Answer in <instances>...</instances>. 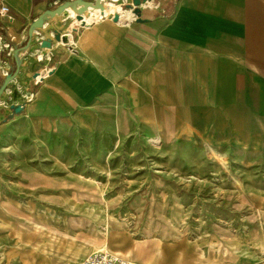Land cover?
<instances>
[{"label": "crops", "instance_id": "0c3cea01", "mask_svg": "<svg viewBox=\"0 0 264 264\" xmlns=\"http://www.w3.org/2000/svg\"><path fill=\"white\" fill-rule=\"evenodd\" d=\"M68 1L75 0H0L9 9L0 14V86L19 67L0 97V136L13 129L42 137L68 131L109 138L113 147L169 149L167 178L181 180L183 189L191 177L202 180L183 199L193 203L202 195L199 207L224 208L210 211L191 236L159 245L126 232L121 215L104 214L105 207H125V198L108 206L71 201L101 207L102 215L48 237L31 261L30 230L46 227V219L30 220L29 206L0 192V264H80L101 251L142 264H264V229L227 234L206 224L215 218L236 223L239 207L264 212V0H149L139 6L141 22L126 9L131 0H110L108 10L116 13L88 12L86 19H95L70 36L76 13L63 12L28 37L35 19ZM42 57L50 67L36 87L32 75L43 67ZM30 95L12 115L10 107ZM3 150L0 141V164Z\"/></svg>", "mask_w": 264, "mask_h": 264}, {"label": "rangeland", "instance_id": "374dc122", "mask_svg": "<svg viewBox=\"0 0 264 264\" xmlns=\"http://www.w3.org/2000/svg\"><path fill=\"white\" fill-rule=\"evenodd\" d=\"M93 19L94 15L88 20L83 18L82 22L89 23ZM74 23L79 21L74 20ZM0 141L4 143L0 192L11 194L29 206L30 220L45 217L47 222L46 227L37 224L30 230L31 241H35L31 245V261L39 248L47 247L48 237L61 230L85 228L93 217L102 215L101 207H74L71 201L87 203L95 199L108 206L112 201L124 202L125 198V207L108 206L103 208L104 214L121 215L126 232L134 234L135 238L151 237L159 245L191 236L200 220L207 221L209 213H218L222 208L199 207L205 198L202 195L194 197L193 203L183 199L185 194L191 198L195 184H201L202 180L191 177L192 184L183 189L179 184L181 180L167 178L164 157L169 149L154 148L145 152V149L113 147L115 143L109 138H76L68 131L42 137L13 129L9 134H2ZM210 182L217 183L216 180ZM58 191L62 192L61 201ZM208 198L212 196H206ZM238 214L242 217L236 223L215 218L206 224L211 231L216 228L227 234L238 229L245 232L264 229V212L255 207H239ZM51 220H61L62 224L53 226L49 223ZM223 224H232V228ZM97 229L106 232L105 226Z\"/></svg>", "mask_w": 264, "mask_h": 264}, {"label": "water", "instance_id": "95a60500", "mask_svg": "<svg viewBox=\"0 0 264 264\" xmlns=\"http://www.w3.org/2000/svg\"><path fill=\"white\" fill-rule=\"evenodd\" d=\"M109 0H75L72 2H65L63 4H61L60 6L56 7L53 10H48L44 13L43 16L38 17L37 19H35L29 29H28V37L31 38L32 37V32L35 29H39L43 26V22L45 18H53L55 15H60L63 12H65L67 10V8L72 5L75 4L76 7V16H75V21H79V23L81 25L77 26L74 22L70 23L68 25V28L71 29L72 31H79L80 27H82V16L83 14L90 9L93 10H97L99 9L101 6H103L105 3H107ZM149 0H131V4L126 6V9H129L131 14L136 18V20L138 22H141L140 20V9L139 6L142 5L144 8L148 7ZM119 19L118 15H114L113 16V20L117 21ZM61 36L60 34H57L55 36V39L57 41L61 40ZM43 47L49 46V42L45 41L43 44ZM40 63L42 64V68L40 69V73H46L48 72V69L50 67V62L48 60V58L46 57H42L40 59ZM19 71V67L16 66L14 71L12 73H9L8 75H6L2 85L0 86V97L2 96V94L6 91L7 89V85L16 78L17 74ZM27 104V101H23V103H21L20 105L17 106H11L10 109L12 111V115H18L19 113L22 112L23 108L25 107V105Z\"/></svg>", "mask_w": 264, "mask_h": 264}, {"label": "built area", "instance_id": "2783aa9c", "mask_svg": "<svg viewBox=\"0 0 264 264\" xmlns=\"http://www.w3.org/2000/svg\"><path fill=\"white\" fill-rule=\"evenodd\" d=\"M8 10H9L8 7L2 6L0 8V14H6ZM46 73L39 72L33 74L32 75L33 85L36 87L40 85V83L42 82V77ZM5 75H7V73H5ZM31 99H32V95H30V97L27 100L25 99L24 101H27L28 103V101H30ZM80 264H142V263L132 261L128 258H122L109 251H101L85 258Z\"/></svg>", "mask_w": 264, "mask_h": 264}, {"label": "bare ground", "instance_id": "6f19581e", "mask_svg": "<svg viewBox=\"0 0 264 264\" xmlns=\"http://www.w3.org/2000/svg\"><path fill=\"white\" fill-rule=\"evenodd\" d=\"M110 1V0H109ZM106 5H104V6H101L99 9H97V10H93V9H90V10H87L86 12H85V14L82 16L83 18H86L87 17V14H88V12H98L99 13V15L101 16L100 18H102V17H107L108 15H110V14H112V13H116L114 10L116 9V8H113V11H110V10H108V8L109 9H112V6H108V2L107 3H105ZM67 12V14H68V16H70V17H74L75 16V13H76V10L74 9V8H70V9H67L66 11H65V13ZM121 13H123L125 16H126V14L121 10ZM124 15H123V17H124ZM72 32V30L71 29H68L67 31H66V33H67V35L68 36H70L69 35V33H71ZM37 226V225H36ZM112 253V252H111ZM113 254H116V255H118V256H120V257H122L121 255H119V254H117V253H113ZM123 258V257H122Z\"/></svg>", "mask_w": 264, "mask_h": 264}]
</instances>
